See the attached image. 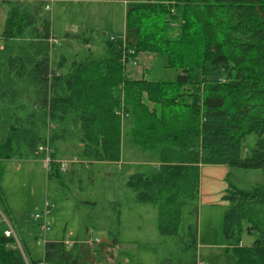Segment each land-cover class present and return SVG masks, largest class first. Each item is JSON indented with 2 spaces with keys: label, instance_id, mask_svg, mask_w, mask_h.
<instances>
[{
  "label": "trees",
  "instance_id": "obj_1",
  "mask_svg": "<svg viewBox=\"0 0 264 264\" xmlns=\"http://www.w3.org/2000/svg\"><path fill=\"white\" fill-rule=\"evenodd\" d=\"M8 5L0 32V176L4 161L54 159L59 142H75L85 163L120 162L122 138L154 150L158 168L130 174L125 187L138 202L157 206V231L177 237L196 262L200 167L261 169L264 174V0H150L125 5L124 31L92 52L52 62L45 0ZM133 54H129V51ZM125 63L151 54L175 70L171 79L134 76ZM135 54V55H134ZM135 58V59H136ZM125 122L121 123V119ZM50 134H48V132ZM249 134L254 147L242 156ZM43 149V150H41ZM221 235L233 264H264V182L229 183ZM0 264H96L93 247L111 242L46 241L32 259L1 208ZM11 226L16 239L4 232ZM244 233L254 234L251 244Z\"/></svg>",
  "mask_w": 264,
  "mask_h": 264
},
{
  "label": "rangeland",
  "instance_id": "obj_2",
  "mask_svg": "<svg viewBox=\"0 0 264 264\" xmlns=\"http://www.w3.org/2000/svg\"><path fill=\"white\" fill-rule=\"evenodd\" d=\"M47 4L49 8L45 9L44 5V9L48 11L54 39L53 64L61 55L69 60L82 58L90 52L96 56L103 55V40L123 34L124 0H47ZM7 10V3L0 0V32ZM83 38H88V45L84 44ZM110 40L116 41L117 37ZM129 54L133 53L129 51ZM129 54L125 63L126 52L121 60L136 76L142 72L146 79H171L176 73L165 68L159 56L141 54L135 59ZM255 139L254 134L245 137L242 156L254 147ZM58 145L59 157L67 161L66 169L58 175L48 177L50 164L47 167L43 159L28 157L4 161L0 176L1 208L8 215L30 258L41 259L43 255V243H38L34 214L40 212L47 201L50 204L47 212L50 230L45 235L46 241L66 238L73 242L109 243L116 239L115 246L103 248V257L99 254L100 248L94 245L92 251L98 261L96 264H197L190 262L192 252L185 249L177 237L158 233L157 206L138 202L134 192L124 185L130 174L158 168L159 164L153 163L158 159L156 151L135 146L125 134L120 162L85 163L79 157L77 143L59 142ZM210 166L224 167L228 174L222 179L206 173L202 176L197 220V230H200L202 238H215L216 230L221 237L222 216L227 205L218 198L224 193V186L232 183L243 188L264 182L261 169ZM209 192L213 194L209 195ZM253 239L254 234L242 235V243L246 245ZM198 245L197 242L196 256L200 254L205 264H225L223 257Z\"/></svg>",
  "mask_w": 264,
  "mask_h": 264
},
{
  "label": "crops",
  "instance_id": "obj_3",
  "mask_svg": "<svg viewBox=\"0 0 264 264\" xmlns=\"http://www.w3.org/2000/svg\"><path fill=\"white\" fill-rule=\"evenodd\" d=\"M14 1V0H13ZM19 1H21V0H19ZM23 1H25V2H29L30 4H33V3H35V2H38V1H40V0H23ZM42 1H44V0H42ZM78 1H83V0H78ZM125 1V5H126V3H128V2H132V1H127V0H124ZM45 2L47 3V0H45ZM125 10V9H124ZM123 31H124V24H123V30H122V33H123ZM121 33V34H122ZM66 34V33H65ZM114 36H116V35H114ZM84 40H83V42H84V44L85 45H88V43H89V40H88V38H83ZM54 39H52V41H53ZM133 71V70H132ZM134 74V73H133ZM141 74H142V72H141ZM140 74V75H141ZM139 75V76H140ZM134 76H136L135 74H134ZM58 160H66V159H64V158H62V157H58L57 158ZM154 164H156V163H158V159H156L154 162H153ZM152 164V163H151ZM217 167H219V166H217ZM207 174V175H210V174H212L213 176H215L216 178H218V179H222V178H225L226 176H227V174H228V170L226 169V168H224V167H219V168H213V166H210V165H202L201 167H200V184H199V193H201L200 191H201V187H202V176L204 175V174ZM224 188V190H225V188H226V186H224L223 187ZM210 194H213V193H211V192H209V195ZM219 200H221V201H223L222 200V194H220L219 195V198H218ZM207 201H209V202H212L213 200H207ZM218 201V200H217ZM214 202V201H213ZM221 203V202H220ZM225 203V205H227L226 204V202H224ZM197 242H198V246L200 247V248H205V249H207V250H209V253H211V254H214V255H217V256H221V257H223L224 258V262H225V264H233L234 263V260H233V256H232V254L229 252V251H227V249H226V243H225V241H224V239H223V237H222V235H221V237L219 236V234L217 233V230H216V236H215V238H210V237H204V238H202V235H201V232H200V230H198V239H197ZM196 263L197 264H203L204 262H203V260L201 259V255L200 254H198L197 255V258H196ZM205 264V263H204Z\"/></svg>",
  "mask_w": 264,
  "mask_h": 264
},
{
  "label": "built area",
  "instance_id": "obj_4",
  "mask_svg": "<svg viewBox=\"0 0 264 264\" xmlns=\"http://www.w3.org/2000/svg\"><path fill=\"white\" fill-rule=\"evenodd\" d=\"M150 1L154 2L155 0H150ZM48 8H49V6L46 3L45 9H48ZM116 37H118V36H110L109 38L114 39ZM130 52L133 53V51H131V50H130ZM41 150H43V149H41ZM44 151H45V156H44L43 160L45 161V164L48 167L49 164L51 162H53L54 159L50 155V150L48 148V145H46L44 147ZM58 161L60 164V170L64 171L67 167V161H64V160H58ZM49 206H50V204L47 201H45L44 205H43V209L40 212H37L34 214V219L37 221V225H38V233H37L38 243L45 244V242H46L45 235L50 230V222L47 218V212L49 211ZM4 233L8 236L9 235L13 236L17 241L16 233L12 229L11 226H9L8 229L5 230ZM63 242L67 247H69L73 244V241L66 239V238H64ZM37 264H49V263L45 262L44 260H39L37 262Z\"/></svg>",
  "mask_w": 264,
  "mask_h": 264
}]
</instances>
